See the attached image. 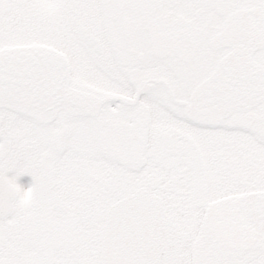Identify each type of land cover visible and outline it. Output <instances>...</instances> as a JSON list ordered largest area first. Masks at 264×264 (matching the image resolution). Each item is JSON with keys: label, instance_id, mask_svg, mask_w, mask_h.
<instances>
[{"label": "snow or ice", "instance_id": "obj_1", "mask_svg": "<svg viewBox=\"0 0 264 264\" xmlns=\"http://www.w3.org/2000/svg\"><path fill=\"white\" fill-rule=\"evenodd\" d=\"M0 264H264V0H0Z\"/></svg>", "mask_w": 264, "mask_h": 264}, {"label": "rangeland", "instance_id": "obj_2", "mask_svg": "<svg viewBox=\"0 0 264 264\" xmlns=\"http://www.w3.org/2000/svg\"><path fill=\"white\" fill-rule=\"evenodd\" d=\"M16 182L21 187L28 188L31 185V183H32V177L27 175V174H24V175H21V176L17 177Z\"/></svg>", "mask_w": 264, "mask_h": 264}]
</instances>
